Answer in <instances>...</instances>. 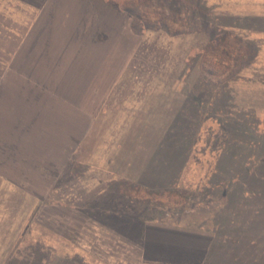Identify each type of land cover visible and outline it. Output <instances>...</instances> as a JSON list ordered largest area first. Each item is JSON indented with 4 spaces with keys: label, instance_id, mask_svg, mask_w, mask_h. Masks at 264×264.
<instances>
[{
    "label": "rangeland",
    "instance_id": "rangeland-1",
    "mask_svg": "<svg viewBox=\"0 0 264 264\" xmlns=\"http://www.w3.org/2000/svg\"><path fill=\"white\" fill-rule=\"evenodd\" d=\"M190 3L194 23L174 14L168 21V0H0L2 63L21 46L23 8L58 9L57 23L72 20L84 39H107L106 74L121 67L124 85L107 98L105 147L91 163L132 146L135 117H163V125L152 119L162 131L148 143L143 171H129L128 152L124 173L74 163L53 180L58 201L47 206L27 194L43 188L21 189V259L0 264H202L212 243L228 249L229 234L264 238V0H182ZM223 37L232 69L203 74V49ZM124 176L132 181L117 179ZM39 211L47 217L37 219ZM100 216L119 220V230L93 218Z\"/></svg>",
    "mask_w": 264,
    "mask_h": 264
},
{
    "label": "crops",
    "instance_id": "crops-1",
    "mask_svg": "<svg viewBox=\"0 0 264 264\" xmlns=\"http://www.w3.org/2000/svg\"><path fill=\"white\" fill-rule=\"evenodd\" d=\"M31 8L21 9L20 48L11 60L0 62V173L21 172L17 177L0 175V260L21 259V189L43 188L42 195L27 192L30 201L42 205L58 201L47 189H54L53 180L74 163L122 173L131 164L129 171H143L152 155L148 143L162 131L154 130L156 117L146 115L140 121L135 117L130 128L132 146L125 149L118 144L117 156L106 163H91L103 154L106 101L115 86L124 85L123 69L113 68L107 76V39H84L83 30H76L72 20L57 23L58 16L52 12L58 9ZM158 117L155 120L163 125V117ZM128 152L131 163H121ZM33 215L34 219L47 217L43 211Z\"/></svg>",
    "mask_w": 264,
    "mask_h": 264
},
{
    "label": "trees",
    "instance_id": "trees-1",
    "mask_svg": "<svg viewBox=\"0 0 264 264\" xmlns=\"http://www.w3.org/2000/svg\"><path fill=\"white\" fill-rule=\"evenodd\" d=\"M168 3L169 8L166 11L169 16L168 18H170L173 14L176 18H182L185 15L184 19L186 18V20H191V23H194V21L196 20L195 13L197 11V8H192L191 3L189 4V6L182 5V0H168ZM184 6L186 8H184ZM201 17L203 19H206L205 14H202ZM174 18H170L168 19V21H173ZM232 47V43L229 41V39H225V37H223V39L221 40L210 39L202 52L203 56L201 57L202 63L199 67L200 71H202V73L205 75L214 77L227 75L229 73V70L232 69V62L234 58ZM233 182L234 180H229L220 189L221 198H223L225 201H227L230 196L231 186L233 185ZM47 192L49 195L53 192V188L47 189ZM175 197L177 196L174 195V198ZM42 205L45 206L46 204L43 203ZM75 212L80 215L84 214L83 211L77 212L75 210ZM95 214L98 216V213ZM93 218L97 221L111 222V224H113L111 225L113 229L119 230L118 228H116V224L119 221L117 219L109 220L104 219L103 217L101 219V216ZM226 237L228 238L224 237V243L229 246L228 249H224L223 247H217L216 249L212 248V246H214L212 243V246L208 249L202 264H264V238L262 239L263 236L259 238L260 242H257L255 238H251L248 235L239 232L229 234ZM222 249L223 255L220 259H218L217 254Z\"/></svg>",
    "mask_w": 264,
    "mask_h": 264
}]
</instances>
